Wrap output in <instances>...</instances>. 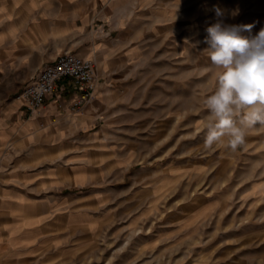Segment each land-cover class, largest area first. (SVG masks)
Instances as JSON below:
<instances>
[{
  "label": "rangeland",
  "instance_id": "obj_1",
  "mask_svg": "<svg viewBox=\"0 0 264 264\" xmlns=\"http://www.w3.org/2000/svg\"><path fill=\"white\" fill-rule=\"evenodd\" d=\"M79 2H94L93 8L78 4V15L73 16L60 0L56 21L32 26L30 36L45 59L74 52L94 60L98 76H105L111 63L115 72L129 77L114 82L126 96L122 109L112 112L118 115L121 110V123L116 118L118 124L107 130L112 144L106 149L118 140L123 153L134 156L122 177H108L112 191L121 194L118 203L101 208L88 204L71 212L84 219L152 220L114 239L101 229L79 244L85 253L75 257L60 255L65 247L57 255L49 240L31 227L34 220L24 210V219L17 222L0 219V252L16 248L5 261L0 255V264H100L106 258H126L138 246L147 250L138 256L139 264H264V131L260 125L248 129L235 151L221 144L207 148L206 131L197 132L208 114L205 94L215 86L212 72L205 71L211 68L204 52L209 47L206 29L217 22L252 25L240 34L255 37L264 29V0ZM9 66L0 63V122L12 121L24 110L19 96L39 71L34 70L43 67L32 65L28 72L30 68ZM11 150L7 147L0 157V186L8 182L9 161L4 157ZM102 156L108 160L110 154ZM113 169L108 161V175ZM92 189L71 190L85 195ZM69 212L59 209L48 219H56L61 227ZM160 219H171L168 226L179 227L180 236L154 239L162 227ZM44 226V233H50V224Z\"/></svg>",
  "mask_w": 264,
  "mask_h": 264
},
{
  "label": "crops",
  "instance_id": "obj_2",
  "mask_svg": "<svg viewBox=\"0 0 264 264\" xmlns=\"http://www.w3.org/2000/svg\"><path fill=\"white\" fill-rule=\"evenodd\" d=\"M59 1L0 0V63L10 65L9 67L20 65L21 69L30 68L28 72H32V65L43 66L52 62L50 56L45 59V55L37 49L30 32L33 30L32 26L43 21L51 24L56 21L54 17L58 16ZM64 1L72 10L73 16L78 13L75 8L78 4L83 8L87 5L89 9L94 4L81 3L80 0ZM82 24L81 21L78 26ZM110 65L111 63L105 76H98L99 82L92 100L81 108L72 109L80 91L69 84L66 89H59L50 95L39 112L27 115L25 110H21L16 119L11 121L6 118L0 122V157L7 147L11 146L12 149L4 157L5 162L9 161V168L8 182L0 186V219H16L17 222V219H24V210L25 213L28 211L34 220L31 227L40 234L41 239L49 240L53 249L58 250L57 255L61 247L65 248H62L60 255L73 254L76 257L84 254L85 250L79 244L100 234L101 229H107V235L114 239L138 228L140 223L152 220L84 219L71 212L75 207L85 208L88 204L101 208L110 206L112 201L118 203L121 194H117L116 190L112 191L111 185L107 184L110 179L108 177H115V181L116 177H122V169L128 167L133 160V153H123L121 141L115 140L114 146L106 149L107 145L112 144L107 130L114 124L121 123V110L118 115H112V112L122 109L119 106L123 105L126 96L124 89L113 87L114 82L129 79L115 72ZM39 69L38 66L34 71ZM34 76L33 74L32 77ZM107 152L110 154L108 160L102 156ZM108 161L114 166L109 175L106 170ZM91 185L93 189L85 195L75 194L71 190ZM17 208L22 209V213L16 211ZM64 208H70V212L63 226L58 227L55 225L57 220L48 217ZM170 221L171 219L158 221L162 223V227L154 239L165 241L180 236L182 230L168 226ZM178 222L181 225L186 221ZM47 224H50V233L45 234L44 225ZM10 227L6 229L9 231ZM10 250L16 248L9 246ZM9 251L0 252L3 261L8 259ZM146 251L138 246L126 258H106L100 264H139L138 256ZM107 255L109 257L110 254ZM166 261L157 264H165ZM150 264H155V261Z\"/></svg>",
  "mask_w": 264,
  "mask_h": 264
},
{
  "label": "clouds",
  "instance_id": "obj_3",
  "mask_svg": "<svg viewBox=\"0 0 264 264\" xmlns=\"http://www.w3.org/2000/svg\"><path fill=\"white\" fill-rule=\"evenodd\" d=\"M215 12L223 15L219 7ZM252 27L217 22L206 29L211 68L205 71L212 72L215 86L205 94L208 114L197 132L206 131L207 148L221 144L235 151L248 129L260 125L264 131V29L252 38L240 34Z\"/></svg>",
  "mask_w": 264,
  "mask_h": 264
},
{
  "label": "built area",
  "instance_id": "obj_4",
  "mask_svg": "<svg viewBox=\"0 0 264 264\" xmlns=\"http://www.w3.org/2000/svg\"><path fill=\"white\" fill-rule=\"evenodd\" d=\"M98 82V66L94 60L74 52H64L43 65L33 81L27 84L19 96L21 107L27 115L39 112L50 95L72 84L80 91L72 107L76 110L92 100Z\"/></svg>",
  "mask_w": 264,
  "mask_h": 264
},
{
  "label": "bare ground",
  "instance_id": "obj_5",
  "mask_svg": "<svg viewBox=\"0 0 264 264\" xmlns=\"http://www.w3.org/2000/svg\"><path fill=\"white\" fill-rule=\"evenodd\" d=\"M108 58V57H107ZM105 60H107V59H105ZM106 66V65H105ZM105 68V67H104ZM105 70V69H104Z\"/></svg>",
  "mask_w": 264,
  "mask_h": 264
}]
</instances>
